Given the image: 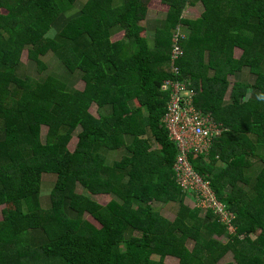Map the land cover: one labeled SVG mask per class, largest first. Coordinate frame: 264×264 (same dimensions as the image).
<instances>
[{
  "label": "trees",
  "instance_id": "obj_1",
  "mask_svg": "<svg viewBox=\"0 0 264 264\" xmlns=\"http://www.w3.org/2000/svg\"><path fill=\"white\" fill-rule=\"evenodd\" d=\"M153 1L167 8L154 45L142 25ZM198 5L200 16L187 21L184 10ZM180 24L179 79L192 82L197 108L227 128L208 160L190 161L234 214L235 234L213 212L188 206L175 181L179 152L162 123V85L174 79ZM118 32L124 38L112 41ZM25 51L29 69L47 70L43 58L52 54L60 73L21 74ZM245 70L253 84L231 81ZM45 174L56 176L47 206ZM170 205L173 220L160 211ZM2 206L12 209L0 219V264H168V256L264 264V0H0Z\"/></svg>",
  "mask_w": 264,
  "mask_h": 264
},
{
  "label": "built area",
  "instance_id": "obj_2",
  "mask_svg": "<svg viewBox=\"0 0 264 264\" xmlns=\"http://www.w3.org/2000/svg\"><path fill=\"white\" fill-rule=\"evenodd\" d=\"M183 28V24H180L172 35L170 64L174 79H168L162 85V91L168 93L169 97L162 123L169 140L176 145L179 152L174 165L175 181L195 207L216 214L226 224L229 233L235 234L237 228L234 225V214L226 210L217 198L211 181L198 173L190 161V156H206L205 160H208L215 140L221 138L227 128L214 115L197 108V91L192 82L179 79L181 72L177 63L184 55L180 41L186 36ZM244 237V234L240 235V238Z\"/></svg>",
  "mask_w": 264,
  "mask_h": 264
},
{
  "label": "rangeland",
  "instance_id": "obj_3",
  "mask_svg": "<svg viewBox=\"0 0 264 264\" xmlns=\"http://www.w3.org/2000/svg\"><path fill=\"white\" fill-rule=\"evenodd\" d=\"M82 6V2L74 5L72 7V9L74 8L72 12V15L73 14H76L80 8ZM149 9H150V12L148 13V18H153L154 16L156 15H161L163 16V14H161L160 12L161 11H166V7L163 6L162 3L160 2H157V1H153L149 4ZM201 14V6L198 5V6H195V7H192V6H188L185 10H184V14H183V17L189 21V20H193V19H197ZM69 17V16H68ZM56 30L57 32L59 31L56 27ZM146 35V34H145ZM112 40L113 41H119L123 38V33L122 32H118L116 34H114L112 36ZM241 51L238 50V56L241 55ZM43 61H44V64L46 65L47 67V70H40L38 67L35 66V68L33 69H29L28 68V65H29V62H28V53L27 51H25L22 55V63H23V67L21 69V74L25 75V74H28L29 76L33 77L34 79H38V80H44L45 78H47V76H50L52 73H60V68H62L60 62L58 61V59L50 54L48 55L46 58L44 57L43 58ZM233 77H231L232 79ZM234 81V79H233ZM84 82H82L81 80H79V77L77 76L74 80H73V85L75 86V88L79 89V90H83L84 89ZM229 95V94H228ZM96 109L94 108L92 110V112L95 113ZM46 132H47V128H43L42 129V135L45 136L46 135ZM76 143H77V138H74L69 146L70 150H74L75 146H76ZM47 176H50V175H53V174H46ZM46 175H44L46 177ZM52 177V176H51ZM50 179H52L50 181ZM53 183H54V178H50V177H47L45 179V182H44V185H43V188H42V192H41V196L45 197L46 195H49V193L52 192V189H53ZM45 186V187H44ZM48 189H47V188ZM51 190V192H50ZM49 198L45 197L44 200H48ZM100 202L102 203H106L108 202V200H105L104 197H99L98 198ZM196 205L194 204L193 207H195ZM175 207V206H174ZM12 209V207H8V206H2L0 207V219H3L4 217V211L7 209ZM164 213L169 217V218H173L176 214V210H171V208L169 206L165 207L164 208ZM86 218H88L89 220H91L93 223H95L96 225H99L98 222H96V220L89 214L86 215ZM136 235H140L138 232L135 233ZM217 239L219 240H226V238L224 236L222 237H218V236H215ZM191 246V245H190ZM232 257H228L227 260H231ZM166 262L168 264H179V259L174 257V256H168L166 258Z\"/></svg>",
  "mask_w": 264,
  "mask_h": 264
},
{
  "label": "crops",
  "instance_id": "obj_4",
  "mask_svg": "<svg viewBox=\"0 0 264 264\" xmlns=\"http://www.w3.org/2000/svg\"><path fill=\"white\" fill-rule=\"evenodd\" d=\"M150 12V9H149V11H148V13ZM161 14H163V16H161V15H156V16H154L153 18H148V15H147V18H146V20L142 23V25L144 26V28H145V31L143 32V36H146V37H148V39H149V42L152 44V45H154L155 44V42H154V39H155V36H156V33H157V31L159 30V29H161L162 27H164V25H165V19H166V12H164V11H161L160 12ZM123 33V32H122ZM146 34V35H145ZM123 38H124V33H123ZM122 38V39H123ZM113 39V38H112ZM121 39V40H122ZM113 41V40H112ZM120 41V40H119ZM115 42V41H114ZM238 50H240V49H238ZM238 50H237V54H238ZM242 53H243V51L242 50H240ZM242 53H241V55H242ZM240 55V56H241ZM240 56H238L237 55V57H240ZM233 79H234V81H233ZM255 80H256V78H255V75H253V74H251V73H249L248 72V70H245V71H243V72H240V73H238L237 74V76H234L232 79H231V81L233 82V83H235V82H237V81H242V82H245V83H247V84H253L254 82H255ZM96 109V111H97V108L94 106L93 108H92V110L93 109ZM91 110V111H92ZM96 111H95V113L94 112H92V113H94V114H97L96 113ZM150 139H151V141H152V144H153V148H159V146L157 145V144H155V142L153 141V139L150 137ZM128 140H131V139H128ZM127 156V152L126 151H120V152H118V153H116V154H111V160H110V162H114V161H121V159H122V156ZM262 169H263V166H262V164L259 162V163H257V164H255V166L252 168V172H255V174H260L261 173V171H262ZM46 175V174H45ZM52 176V177H51ZM47 177H50V178H54V183H55V181H56V176L55 175H50V176H47L46 175V177L44 176V178H43V185H44V182H45V179L47 178ZM52 179H50V181H51ZM54 183H53V185H54ZM45 187V186H44ZM47 188V187H46ZM48 189V188H47ZM50 192H51V190H50ZM49 196H50V193H49V195H46L45 197H47V198H49ZM45 197H43L42 196V200H43V205L44 206H47L48 204H49V199L48 200H44V198ZM102 197V196H101ZM104 198H105V200H110V197H108V196H104ZM102 203V202H101ZM107 203V202H106ZM105 203V204H106ZM185 203L188 205V206H190L191 208H194L193 206H194V204H193V202L187 197H185ZM102 204H104V203H102ZM104 204V205H105ZM160 205L159 204H156V207H159ZM165 207H167V206H164V207H162L161 209H160V211L162 212V214L163 215H165L166 217H168L165 213H164V208ZM170 208H171V210H176V208L173 206V205H170L169 206ZM176 215V214H175ZM169 218V217H168ZM175 218V216L173 217V218H169V219H174ZM222 237V236H221ZM223 241H225V240H223Z\"/></svg>",
  "mask_w": 264,
  "mask_h": 264
}]
</instances>
